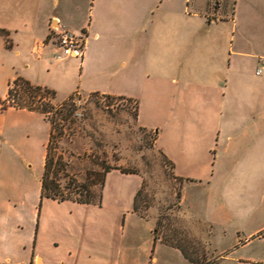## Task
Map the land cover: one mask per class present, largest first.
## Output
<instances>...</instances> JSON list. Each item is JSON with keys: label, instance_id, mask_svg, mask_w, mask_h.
<instances>
[{"label": "crops", "instance_id": "1", "mask_svg": "<svg viewBox=\"0 0 264 264\" xmlns=\"http://www.w3.org/2000/svg\"><path fill=\"white\" fill-rule=\"evenodd\" d=\"M58 25L84 37L82 58H55ZM4 56L13 63L4 98L22 76L56 96L131 99L184 184L210 183L230 159L253 180L246 201L264 205V69L238 70V57L264 65V0H0ZM49 134L38 111L9 106L0 116V264H197L134 210L138 174L112 170L138 177L127 203L123 188L107 203L105 186L101 204L42 199ZM13 154L41 156L34 198L7 162ZM253 256L239 262L257 264Z\"/></svg>", "mask_w": 264, "mask_h": 264}, {"label": "rangeland", "instance_id": "2", "mask_svg": "<svg viewBox=\"0 0 264 264\" xmlns=\"http://www.w3.org/2000/svg\"><path fill=\"white\" fill-rule=\"evenodd\" d=\"M4 59V62L0 59L2 99L7 97L4 98L8 75L13 74L10 66L13 63L7 56ZM258 65L264 69L263 64L255 65V61L249 58L238 57V70L256 71ZM66 96V90L61 89L57 96L56 93L54 97L47 93L42 99L50 101L56 108L68 103L72 110L68 120H58L64 124L62 133L55 130L58 141L54 144V152L56 157L62 154L63 161L67 162L59 175L62 190L75 194L76 190L82 189L80 184L103 171V164L134 169L135 174L143 178L137 200L139 210L156 219L159 236L182 246L190 260L197 264H252L239 260L254 255L259 259L255 263L263 262L264 205L246 201L251 188L250 179L253 180L245 167L235 171L236 167H230V159H226L225 172L212 176L210 183L184 184L156 147L154 132L138 125V104L135 101L100 94ZM3 110L0 105V116ZM52 115L50 113V119ZM45 118L51 132L52 123ZM35 136L32 133L30 138ZM8 157L9 166L19 171L18 184L29 188L34 198L42 174L41 156L30 161L15 154ZM27 162L32 165L28 166ZM137 178L112 171L105 184L107 203L117 197L115 189L125 191ZM257 183L264 182L259 180ZM92 188L99 193V185ZM182 192L184 212L179 205ZM118 197L127 203L126 191ZM172 264L181 262L172 258Z\"/></svg>", "mask_w": 264, "mask_h": 264}, {"label": "trees", "instance_id": "3", "mask_svg": "<svg viewBox=\"0 0 264 264\" xmlns=\"http://www.w3.org/2000/svg\"><path fill=\"white\" fill-rule=\"evenodd\" d=\"M47 93H52L53 97L55 96L54 90H51L50 88L41 85L33 84L28 79L22 76H18L9 83L7 97L5 99L0 98V105L2 109H6L9 106H13L16 108H26L29 110L38 111L44 114L48 119H50V113H53L50 119V122L52 123V129L47 143L45 167L41 178V198L43 199L47 197L54 198L59 201L73 200L81 203L101 204L103 200V191L108 172L114 169H119L123 173H137V171L134 169L122 168L120 166L103 164V171L96 172L94 179H90L89 181H85L84 183L80 184V187L82 189L76 190L75 194H73L71 191L65 192V190H62L59 175L60 171L64 169V166L67 165V162L63 161L62 154H59L56 157V153L54 152V144H56V141H58V138L55 136V130H59L58 133H62V130L64 129V124H61V122H58V120H68L70 117L69 115L72 114V110L68 108V103L64 102V105H62V107L56 108V106H54L50 101L42 100L44 95H46ZM38 97L40 98L38 100H35ZM108 97L113 96L108 95ZM26 99H28L29 102H27ZM95 185L100 186L99 193H96L95 190L92 188ZM140 191L141 190H139V192L135 196L134 210L140 213L142 216L148 217L139 210L137 200ZM157 225L158 222L155 228L156 233L158 229ZM179 247L184 252V255L187 257L185 249L180 245ZM191 261L197 263L194 260Z\"/></svg>", "mask_w": 264, "mask_h": 264}, {"label": "built area", "instance_id": "4", "mask_svg": "<svg viewBox=\"0 0 264 264\" xmlns=\"http://www.w3.org/2000/svg\"><path fill=\"white\" fill-rule=\"evenodd\" d=\"M51 39L55 49V58L57 60H64L68 57L82 58L84 56V37L77 35L66 26L58 25L57 27H54L51 34ZM37 47L39 48V46ZM259 72L260 71H258V73Z\"/></svg>", "mask_w": 264, "mask_h": 264}]
</instances>
